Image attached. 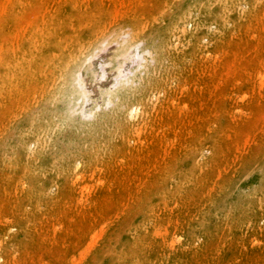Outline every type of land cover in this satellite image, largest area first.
Listing matches in <instances>:
<instances>
[{
    "label": "rangeland",
    "instance_id": "1",
    "mask_svg": "<svg viewBox=\"0 0 264 264\" xmlns=\"http://www.w3.org/2000/svg\"><path fill=\"white\" fill-rule=\"evenodd\" d=\"M199 3L0 0V264H264V0ZM92 39L89 101L52 99L47 45Z\"/></svg>",
    "mask_w": 264,
    "mask_h": 264
},
{
    "label": "bare ground",
    "instance_id": "2",
    "mask_svg": "<svg viewBox=\"0 0 264 264\" xmlns=\"http://www.w3.org/2000/svg\"><path fill=\"white\" fill-rule=\"evenodd\" d=\"M199 3V0H197ZM184 2L177 3V10L182 7ZM199 6L205 7V4L199 3ZM133 32L130 31H123V33H117L114 35L113 40L116 42L117 45V52H116V59L118 61L117 64L114 65L115 73L117 72L116 81L112 82V88L108 91H106V94L108 96V102L112 98H120L123 94V91L132 83L133 77L126 73V70L124 69V63L125 60L130 57V59L136 60L140 57L142 54L141 52H138L136 48L140 44V41H138V29L132 28ZM61 46V45H60ZM49 48V52H52L53 57V65L58 66V69L60 71V77H59V83L57 91L54 93L52 99L57 96L62 95L63 93L66 95L68 100L70 99V103L74 104L73 108H82L83 105L89 101L90 99V91L85 83L83 77H82V68L83 67H90V59L92 57V54L94 53V50L97 49V44L94 43V40L92 39L87 48L82 51L83 53H78L77 51H74V49H70L69 44L65 47H62L59 50H55L51 46L47 45ZM72 47V44H71ZM32 54V50H29ZM59 51V52H58ZM147 51V50H145ZM144 52V51H143ZM145 59H143L142 62L139 63L141 67H143V63ZM145 66V65H144ZM31 67V65H30ZM32 69V68H31ZM132 74V73H131ZM87 115V114H86ZM193 122V121H192ZM43 130L37 131L34 134H32L33 140L36 139H42L44 132ZM41 132V133H40ZM26 151V150H25ZM39 152V151H38ZM37 152V153H38ZM36 153V154H37ZM34 168H32L30 165H26V176H28V179L30 180L31 172ZM263 174L261 175V182H257L256 178H252V180L249 178L248 180H251L252 182L255 181V184H258V186L262 185L264 182V166H262ZM32 188L38 190L39 192V184L31 183ZM254 184V185H255ZM42 190V189H41ZM44 191V190H42ZM39 193H44V192ZM48 229H45V235L42 238L43 242L45 243L44 247L52 246L53 244L51 241L47 238ZM73 240L72 238H69L67 240V245L71 246ZM52 244V245H51ZM36 257V256H35Z\"/></svg>",
    "mask_w": 264,
    "mask_h": 264
}]
</instances>
